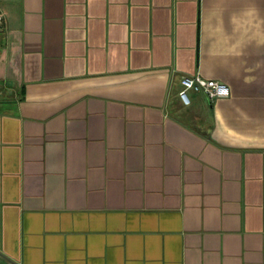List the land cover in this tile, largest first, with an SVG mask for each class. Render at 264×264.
<instances>
[{"label": "crops", "instance_id": "obj_1", "mask_svg": "<svg viewBox=\"0 0 264 264\" xmlns=\"http://www.w3.org/2000/svg\"><path fill=\"white\" fill-rule=\"evenodd\" d=\"M0 15V264H264V0Z\"/></svg>", "mask_w": 264, "mask_h": 264}, {"label": "built area", "instance_id": "obj_2", "mask_svg": "<svg viewBox=\"0 0 264 264\" xmlns=\"http://www.w3.org/2000/svg\"><path fill=\"white\" fill-rule=\"evenodd\" d=\"M0 20L2 16L0 15ZM182 88L179 92L180 98L185 104H190L189 91L204 92L211 100L229 96L230 90L225 82L216 79H206L200 74L185 75L181 79Z\"/></svg>", "mask_w": 264, "mask_h": 264}]
</instances>
